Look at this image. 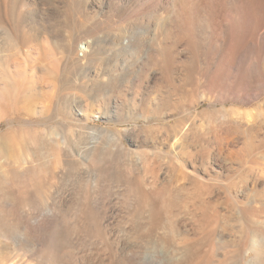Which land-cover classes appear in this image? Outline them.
<instances>
[{"label": "rangeland", "instance_id": "rangeland-1", "mask_svg": "<svg viewBox=\"0 0 264 264\" xmlns=\"http://www.w3.org/2000/svg\"><path fill=\"white\" fill-rule=\"evenodd\" d=\"M0 9V264H264V0Z\"/></svg>", "mask_w": 264, "mask_h": 264}, {"label": "bare ground", "instance_id": "bare-ground-1", "mask_svg": "<svg viewBox=\"0 0 264 264\" xmlns=\"http://www.w3.org/2000/svg\"><path fill=\"white\" fill-rule=\"evenodd\" d=\"M6 2V1H4ZM2 3V2H1ZM5 6H6V3H5ZM1 11V9H0ZM1 16H0V20H1ZM3 20V19H2ZM3 24H4V21H3ZM4 26V25H3ZM5 29L8 30L7 26H5ZM9 31V30H8ZM88 48L85 46V47H82V50L86 51ZM57 240V239H56ZM57 243L56 241L53 239L52 243H51V247H50V250H52V253L55 251V247H56ZM55 253V252H54Z\"/></svg>", "mask_w": 264, "mask_h": 264}]
</instances>
